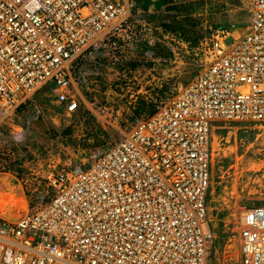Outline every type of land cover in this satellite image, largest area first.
Masks as SVG:
<instances>
[{"label": "built area", "instance_id": "built-area-1", "mask_svg": "<svg viewBox=\"0 0 264 264\" xmlns=\"http://www.w3.org/2000/svg\"><path fill=\"white\" fill-rule=\"evenodd\" d=\"M145 12L136 0H0V170L41 100L69 115L86 100L78 85L105 71L147 87L154 104L88 160L49 172L44 200L0 217V264H213L210 130L264 123V0H251L241 33L216 28L199 42L187 78L159 72L176 56L159 42L184 40ZM237 241L235 264H264V207L243 211Z\"/></svg>", "mask_w": 264, "mask_h": 264}, {"label": "rangeland", "instance_id": "rangeland-1", "mask_svg": "<svg viewBox=\"0 0 264 264\" xmlns=\"http://www.w3.org/2000/svg\"><path fill=\"white\" fill-rule=\"evenodd\" d=\"M163 4L161 10L154 8L152 13L144 14L171 32L179 31L184 42L177 48L170 36L159 42L162 54L172 57L173 50L176 52L174 61L162 66L159 72L173 78H187L194 66L184 67L182 62L192 63V53L199 51L196 46L201 49L199 42L207 40L213 29L234 34L244 31L251 0H163ZM134 57L143 69L145 56ZM113 73H101L98 85H78L86 100L69 115L63 113L53 98L47 103L40 101L41 116L32 122L34 130L21 131L22 140L11 143L6 165L0 170L1 218L14 221L44 200L49 193V172L88 160L113 142L133 117L147 113L154 106L145 98L147 87L135 86L128 76L121 77L116 84ZM151 90L154 95L156 87ZM26 115H20L23 122ZM210 145L206 202L213 231L211 258L213 264H235L242 211L252 205L264 207V123L249 119L214 121Z\"/></svg>", "mask_w": 264, "mask_h": 264}, {"label": "crops", "instance_id": "crops-1", "mask_svg": "<svg viewBox=\"0 0 264 264\" xmlns=\"http://www.w3.org/2000/svg\"><path fill=\"white\" fill-rule=\"evenodd\" d=\"M138 3L139 4H142L143 7L146 8V10H147L148 13H152L154 8H157V10L159 11L164 6L163 0H152V2H147V1L139 0Z\"/></svg>", "mask_w": 264, "mask_h": 264}, {"label": "bare ground", "instance_id": "bare-ground-1", "mask_svg": "<svg viewBox=\"0 0 264 264\" xmlns=\"http://www.w3.org/2000/svg\"><path fill=\"white\" fill-rule=\"evenodd\" d=\"M3 203V202H2ZM242 213H243V211H242Z\"/></svg>", "mask_w": 264, "mask_h": 264}]
</instances>
